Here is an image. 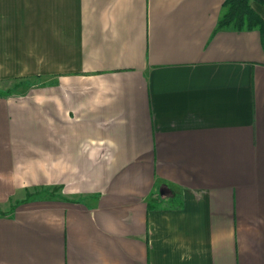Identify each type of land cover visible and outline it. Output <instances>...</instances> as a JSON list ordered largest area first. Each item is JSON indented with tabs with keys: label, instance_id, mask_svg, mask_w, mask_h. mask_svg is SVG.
Listing matches in <instances>:
<instances>
[{
	"label": "crops",
	"instance_id": "crops-1",
	"mask_svg": "<svg viewBox=\"0 0 264 264\" xmlns=\"http://www.w3.org/2000/svg\"><path fill=\"white\" fill-rule=\"evenodd\" d=\"M223 1L0 0V81L36 79L0 95V264H264V51Z\"/></svg>",
	"mask_w": 264,
	"mask_h": 264
},
{
	"label": "trees",
	"instance_id": "trees-1",
	"mask_svg": "<svg viewBox=\"0 0 264 264\" xmlns=\"http://www.w3.org/2000/svg\"><path fill=\"white\" fill-rule=\"evenodd\" d=\"M253 1L264 5V0H224L222 3V12L217 23V28L231 26L236 30L256 29L259 32L261 46L264 51V20L252 8L251 2ZM33 82L34 81H31L28 78H22L20 79L19 82L14 84V86L15 87H20L22 85L26 86L33 84ZM10 93H11V89L9 88L5 89L4 92L0 91V95H7ZM57 189L58 187H54L52 190H57ZM30 196H32L30 193L27 194L25 199H27ZM0 214H3V212L0 211Z\"/></svg>",
	"mask_w": 264,
	"mask_h": 264
},
{
	"label": "rangeland",
	"instance_id": "rangeland-1",
	"mask_svg": "<svg viewBox=\"0 0 264 264\" xmlns=\"http://www.w3.org/2000/svg\"><path fill=\"white\" fill-rule=\"evenodd\" d=\"M22 78H28L31 81L36 82V79L32 78V77H17L16 79H11V81H0V91H5V89L9 88L11 89V93L12 92H17L20 91L22 87H24V85L20 86V87H15L14 84H16L17 82L20 81V79ZM1 80V79H0ZM24 81V80H23ZM53 188H46V189H41V188H36V189H31V190H27L25 191V195L27 196V194H31L32 196L28 197L27 199H31V198H35V197H39V196H50V195H55L56 191L58 190H52ZM52 190V191H51ZM12 205V204H11ZM1 209V208H0ZM9 210V209H8Z\"/></svg>",
	"mask_w": 264,
	"mask_h": 264
}]
</instances>
